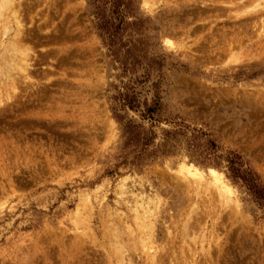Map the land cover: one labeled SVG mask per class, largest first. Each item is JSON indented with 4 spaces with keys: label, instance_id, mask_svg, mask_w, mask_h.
<instances>
[{
    "label": "rangeland",
    "instance_id": "374dc122",
    "mask_svg": "<svg viewBox=\"0 0 264 264\" xmlns=\"http://www.w3.org/2000/svg\"><path fill=\"white\" fill-rule=\"evenodd\" d=\"M14 1L0 264H264V0Z\"/></svg>",
    "mask_w": 264,
    "mask_h": 264
},
{
    "label": "bare ground",
    "instance_id": "6f19581e",
    "mask_svg": "<svg viewBox=\"0 0 264 264\" xmlns=\"http://www.w3.org/2000/svg\"><path fill=\"white\" fill-rule=\"evenodd\" d=\"M14 0H0V34L2 35V34H4V35H7L8 33H10L11 34V29H12V27H11V23L13 22V21H11L12 19H13V17H15L16 16V11L14 10V11H11V13H12V16L10 15H8V16H6V13L7 12H9L13 7L12 6H14V4L16 3L15 1L13 2ZM18 1V0H17ZM258 2V1H257ZM263 2V1H262ZM12 3H14L13 5H12ZM264 3V2H263ZM262 3V5L261 4H259V5H257V6H255V7H253V6H250V7H252V9L250 8V7H248V8H250L249 10H254V11H257V12H259V9L263 6L264 7V4ZM18 3H16L15 5H17ZM19 6V5H18ZM11 8V9H10ZM247 8V9H248ZM16 9V8H15ZM261 11H264V9L263 10H261ZM237 12V11H236ZM16 13V14H15ZM242 13V12H241ZM244 15V14H243ZM16 19V18H15ZM17 20V19H16ZM15 22V21H14ZM20 23H21V21L19 20H17L16 21V24H14L15 26L17 25V26H19L20 25ZM264 26V25H263ZM18 28V27H17ZM16 28V29H17ZM15 30V29H14ZM20 30V29H19ZM18 30V31H19ZM16 31V30H15ZM20 32V31H19ZM15 33H17V32H15ZM14 33V34H15ZM4 37V36H3ZM6 37V36H5ZM17 37H20V34L19 33H17L16 35H15V37H13V38H17ZM0 38H1V36H0ZM3 39V38H2ZM1 39V40H2ZM10 39H12V38H10ZM18 39V38H17ZM14 40H16V39H14ZM13 41V40H12ZM18 41V40H17ZM20 41V40H19ZM19 41H18V43H19ZM12 43H14V42H11V46H12ZM16 44V41H15V43H14V45ZM13 45V46H14ZM13 46H12V48H13ZM15 46H17V45H15ZM14 46V48H16ZM14 51L16 50V49H13ZM19 55H20V53H19ZM21 55H22V53H21ZM22 61H24L23 59L21 60V62ZM17 62V61H16ZM21 64V63H20ZM19 64V65H20ZM25 64H26V62H25ZM22 65V64H21ZM24 65V64H23ZM27 65V64H26ZM29 65V64H28ZM14 67L16 66L17 68H18V70L20 71V73L23 75L22 77L24 78V76H28V66H18V64L17 65H13ZM12 83V82H11ZM8 93V92H7ZM0 96H2V95H0ZM0 99H1V97H0ZM2 101V100H1ZM178 169V168H177ZM177 171V170H176ZM210 176H211V179H210V186L213 188L212 190L213 191H215L216 192V194H215V192H214V195L216 196L217 195V200H218V203H224V202H226V201H228L229 200V193L231 192V188H230V186H229V184L227 183V181H224L223 179H222V175L221 174H219V173H217L214 169H210ZM178 177H180L181 179H180V181H185L186 179H195V178H197V176H196V174L195 173H193V172H191L190 171V169L188 168V167H186V166H182L181 168H180V170H179V173H178ZM191 182H192V180H191ZM185 184H186V181L184 182ZM189 184H187V186H188ZM189 187V186H188ZM208 189V188H207ZM212 191V192H213ZM213 195V196H214ZM150 227H146V230L145 229H143V230H145V231H147L148 230V232H149V229ZM142 232H144V231H142ZM141 232V233H142ZM147 232V233H148ZM145 233V232H144ZM143 233V234H144ZM149 233H152L151 232V230H150V232ZM146 234V233H145ZM144 234V236H141V238L142 237H145L146 235ZM147 235H149V234H147ZM151 235V234H150ZM150 235H149V240H152L151 239V237H150ZM192 236H194V234L192 235ZM190 237V236H189ZM148 237H146V240L147 241H149L148 239H147ZM145 239V238H144ZM118 241V240H117ZM142 241V240H141ZM205 241V240H204ZM192 242V241H191ZM201 242H202V239H201ZM149 243L151 244V242L149 241ZM149 243L147 242V244H143V246H144V248L146 249V247H147V245H149ZM151 246V245H150ZM152 246H153V243H152ZM119 247V246H118ZM118 249V248H117ZM145 249H143V250H145ZM117 251V250H116ZM118 251H119V249H118ZM146 251H152V248H151V250L149 249L148 250V248L146 249ZM148 253V252H147ZM149 255V254H148ZM152 255V254H151ZM120 258V257H119ZM129 261V260H128ZM121 262V261H120ZM151 264H153V263H151Z\"/></svg>",
    "mask_w": 264,
    "mask_h": 264
},
{
    "label": "trees",
    "instance_id": "16d2710c",
    "mask_svg": "<svg viewBox=\"0 0 264 264\" xmlns=\"http://www.w3.org/2000/svg\"><path fill=\"white\" fill-rule=\"evenodd\" d=\"M129 102L132 103V102H133V99L130 98V99H129ZM236 159L239 160L238 157H237ZM234 160H235V159H232V160H231V163H232V164H234V162H235ZM244 179H245V181H247L249 184H251V186H252L253 188H255L256 190H258L259 185H258V184H255V183L257 182L258 177H257V175H256L255 173L253 174L252 171L247 172V173H246V176H245ZM258 192L262 195V189H259Z\"/></svg>",
    "mask_w": 264,
    "mask_h": 264
}]
</instances>
